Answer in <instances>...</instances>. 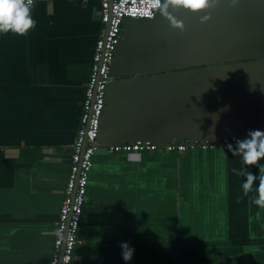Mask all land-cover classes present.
<instances>
[{"label": "crops", "instance_id": "1", "mask_svg": "<svg viewBox=\"0 0 264 264\" xmlns=\"http://www.w3.org/2000/svg\"><path fill=\"white\" fill-rule=\"evenodd\" d=\"M162 1L152 19L121 21L99 144L264 130V0H216L204 12ZM32 15L27 35L0 34V264L48 263L102 28L99 0L37 1ZM242 166L219 147L100 148L70 264H264V209L243 196L232 171ZM121 242L134 249L130 261Z\"/></svg>", "mask_w": 264, "mask_h": 264}, {"label": "built area", "instance_id": "2", "mask_svg": "<svg viewBox=\"0 0 264 264\" xmlns=\"http://www.w3.org/2000/svg\"><path fill=\"white\" fill-rule=\"evenodd\" d=\"M50 1V0H36ZM85 1V0H81ZM162 0H99V22L102 28L95 38L90 59L89 73L84 86L78 127L71 145L68 169L62 188L57 218L52 230V243L47 264H70L81 210L85 202L86 184L89 178L92 155L100 148L107 152L126 154L140 151H164L181 153L188 148H226L239 137H222L217 141L175 142L155 144L135 140L121 144L102 146L97 141L99 117L105 104V90L113 79L111 66L113 52L120 36L124 18L152 19L161 9ZM60 234L57 235L56 233Z\"/></svg>", "mask_w": 264, "mask_h": 264}, {"label": "clouds", "instance_id": "3", "mask_svg": "<svg viewBox=\"0 0 264 264\" xmlns=\"http://www.w3.org/2000/svg\"><path fill=\"white\" fill-rule=\"evenodd\" d=\"M35 2L36 0H0V34L11 33L25 36L34 29L37 24L32 15ZM215 3L216 0H171L172 5L193 12H204L214 7ZM208 19L209 16L204 15L201 22ZM171 23L174 27L183 29L182 22L173 18ZM226 148L232 156L240 158L242 165L248 166L232 169L237 176L244 178L241 185L243 196L249 197L253 205L264 209V163H262L264 161V130H250L244 139L236 140L234 145L226 144ZM250 167L257 168L258 172L253 173L249 170ZM250 193L254 195L250 196ZM118 246L121 249L122 259L125 262L130 261L134 249L128 242H121Z\"/></svg>", "mask_w": 264, "mask_h": 264}, {"label": "water", "instance_id": "4", "mask_svg": "<svg viewBox=\"0 0 264 264\" xmlns=\"http://www.w3.org/2000/svg\"><path fill=\"white\" fill-rule=\"evenodd\" d=\"M162 5H163V1H162V4H161V7H162ZM145 20H147V19H145ZM231 136H234V137H237V136H235V135H225V136H221V138L222 137H231ZM220 138V137H219ZM240 138V137H239ZM242 139V138H241ZM217 140H219V139H216L215 141H217ZM202 141H204V140H202ZM211 141V140H210ZM132 142V141H131ZM214 142V141H213Z\"/></svg>", "mask_w": 264, "mask_h": 264}, {"label": "rangeland", "instance_id": "5", "mask_svg": "<svg viewBox=\"0 0 264 264\" xmlns=\"http://www.w3.org/2000/svg\"><path fill=\"white\" fill-rule=\"evenodd\" d=\"M188 150V149H187Z\"/></svg>", "mask_w": 264, "mask_h": 264}]
</instances>
